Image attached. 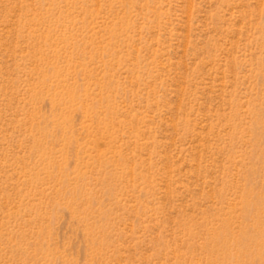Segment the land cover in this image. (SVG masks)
<instances>
[{"label":"rangeland","instance_id":"374dc122","mask_svg":"<svg viewBox=\"0 0 264 264\" xmlns=\"http://www.w3.org/2000/svg\"><path fill=\"white\" fill-rule=\"evenodd\" d=\"M0 264H264V0H0Z\"/></svg>","mask_w":264,"mask_h":264}]
</instances>
